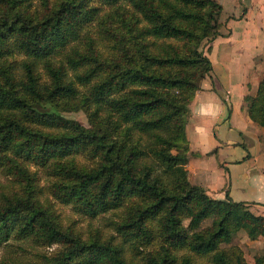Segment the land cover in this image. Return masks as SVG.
I'll return each instance as SVG.
<instances>
[{
	"label": "trees",
	"instance_id": "1",
	"mask_svg": "<svg viewBox=\"0 0 264 264\" xmlns=\"http://www.w3.org/2000/svg\"><path fill=\"white\" fill-rule=\"evenodd\" d=\"M40 4L43 12L30 15L27 0H0V167L18 177L17 190L0 193V245L9 239L61 244L29 264H140L135 257L142 264H201L194 256L208 264H247L238 247L221 244L238 229L264 237V216L226 190L212 197L189 182L185 168L188 103L211 70L200 45L220 34L221 3ZM102 6L111 11L100 14ZM111 12L116 24L97 50L89 27ZM243 99L248 116L264 125V75ZM77 108L89 126L61 113ZM80 155L91 164L79 162ZM28 165L44 167L52 177L50 196L79 212L121 208L114 226L121 242L112 235L81 238L62 227L49 201L38 198ZM123 242L138 254L124 256ZM251 264H264V251Z\"/></svg>",
	"mask_w": 264,
	"mask_h": 264
},
{
	"label": "crops",
	"instance_id": "2",
	"mask_svg": "<svg viewBox=\"0 0 264 264\" xmlns=\"http://www.w3.org/2000/svg\"><path fill=\"white\" fill-rule=\"evenodd\" d=\"M229 1L228 8L220 2L227 21L210 40L207 84L188 104L186 176L212 197L221 198L226 190L264 216V125L248 116L243 99L264 75V0ZM217 41L223 46L213 58ZM209 104L218 108L215 117L200 114Z\"/></svg>",
	"mask_w": 264,
	"mask_h": 264
},
{
	"label": "rangeland",
	"instance_id": "3",
	"mask_svg": "<svg viewBox=\"0 0 264 264\" xmlns=\"http://www.w3.org/2000/svg\"><path fill=\"white\" fill-rule=\"evenodd\" d=\"M28 1V8L25 7V11L28 12L30 15H37L43 12V8L40 4L41 0H27ZM219 2L222 1L224 6L228 8L230 3L229 0H217ZM111 11L108 6H102L100 10V14L102 12ZM225 12H220L218 15V20L223 22L227 21V17ZM115 14L111 12V17L107 18L104 23L100 22V19L94 20L89 27L90 32L89 36H91L92 42L95 44L97 50L99 47H104L108 40H110V27L113 28L116 24L115 22ZM107 27L106 31L103 29ZM114 32V31H112ZM221 41H217V45L220 44ZM84 44V39L78 40L77 45L79 50L81 45ZM210 40H203L200 48L201 50L207 54L211 48ZM214 45L213 49L215 50L217 47L223 46L220 44L217 46ZM106 47V46H105ZM215 50L212 54L213 58L218 56ZM216 53V54H215ZM16 60L21 58V55L15 56ZM42 69H40V73ZM208 74H205L199 80V89L201 84H207ZM196 89V90H197ZM195 90V91H196ZM194 91V93H195ZM194 95V94H193ZM193 97V96H192ZM192 99V98H191ZM189 104V103H188ZM61 113L66 116L75 119L79 123L85 126H89V121L86 116V113L80 109L74 110H62ZM187 151H188V143H187ZM77 160L82 164L88 166L91 164L92 160L88 156L80 155L77 157ZM187 161V160H186ZM186 168V167H185ZM28 170H30V174L34 177L35 182L37 184V189L39 192V199L47 203L49 201V206L52 210V215L55 217V220L67 231H72L73 233H78L81 238H90L91 236H96L100 239H106L110 235L113 236L112 242H121V236L115 231V224L118 222L120 215L122 214L121 208L111 209L104 212H99L93 216L88 214H84L76 210L71 204L69 203H62L59 200L52 198L49 194L48 185L51 181V176L47 173L44 167H37L35 165H28ZM187 177V176H186ZM18 177L15 175H9L5 173L4 169L0 167V193H11L18 189V182L16 181ZM190 182V181H189ZM195 184V183H193ZM198 185V184H197ZM122 207V206H121ZM210 219H206L202 222V224H207ZM223 247L227 248L230 246L238 247L243 254V257L247 264L252 263V258L255 254L264 251V237L263 236H256L255 238H249L243 229H238L234 232L231 240L229 243L221 244ZM61 244L58 242H53L50 245H38L28 241H16L13 239H9L7 243L0 245V263H10V264H29L32 260L40 256L41 254H50L55 250L60 248ZM145 248H142V251ZM123 253L124 256H132V254L136 253L137 251L128 242H123ZM138 256V255H137ZM196 260H198L201 264H208L205 258H198L194 256ZM133 260L138 261L142 264V260L139 257L133 258Z\"/></svg>",
	"mask_w": 264,
	"mask_h": 264
},
{
	"label": "clouds",
	"instance_id": "4",
	"mask_svg": "<svg viewBox=\"0 0 264 264\" xmlns=\"http://www.w3.org/2000/svg\"><path fill=\"white\" fill-rule=\"evenodd\" d=\"M200 114L204 116H212L215 117L218 114V108L217 106L214 105H207V106H202L200 108Z\"/></svg>",
	"mask_w": 264,
	"mask_h": 264
}]
</instances>
